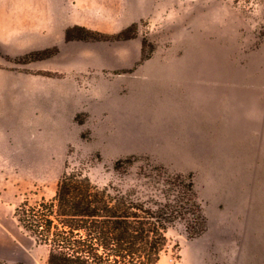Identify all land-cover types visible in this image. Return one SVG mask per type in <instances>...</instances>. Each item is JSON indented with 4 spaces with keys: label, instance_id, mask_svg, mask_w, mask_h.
I'll use <instances>...</instances> for the list:
<instances>
[{
    "label": "rangeland",
    "instance_id": "374dc122",
    "mask_svg": "<svg viewBox=\"0 0 264 264\" xmlns=\"http://www.w3.org/2000/svg\"><path fill=\"white\" fill-rule=\"evenodd\" d=\"M138 166L192 183L208 224L169 223L157 264H264V0H0V225L25 264L49 250L19 204Z\"/></svg>",
    "mask_w": 264,
    "mask_h": 264
},
{
    "label": "trees",
    "instance_id": "16d2710c",
    "mask_svg": "<svg viewBox=\"0 0 264 264\" xmlns=\"http://www.w3.org/2000/svg\"><path fill=\"white\" fill-rule=\"evenodd\" d=\"M156 171L138 166L133 176L140 182L111 195L83 170L66 169L50 203H21L15 216L38 245H47V264H157L169 223L182 221L192 237L208 224L192 183L179 187L181 176L174 182ZM147 176L156 177L143 184ZM144 194L154 207L141 200Z\"/></svg>",
    "mask_w": 264,
    "mask_h": 264
},
{
    "label": "crops",
    "instance_id": "0c3cea01",
    "mask_svg": "<svg viewBox=\"0 0 264 264\" xmlns=\"http://www.w3.org/2000/svg\"><path fill=\"white\" fill-rule=\"evenodd\" d=\"M7 234V228L0 225V264H25L22 250L14 245L13 240Z\"/></svg>",
    "mask_w": 264,
    "mask_h": 264
}]
</instances>
